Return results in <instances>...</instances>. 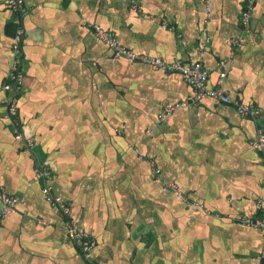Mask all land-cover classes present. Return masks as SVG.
<instances>
[{"label": "crops", "instance_id": "1", "mask_svg": "<svg viewBox=\"0 0 264 264\" xmlns=\"http://www.w3.org/2000/svg\"><path fill=\"white\" fill-rule=\"evenodd\" d=\"M245 1L211 0L204 64L210 87L264 108V0H256L246 31ZM25 3L19 116L33 150L6 117L15 26L0 0V188L26 200L2 222L0 264H264V231L240 221L258 215L264 196V164L251 144L257 123L210 97L160 120L166 104L190 98L193 88L178 71L115 58L92 26L138 53L190 62L198 58L204 0H139L138 14L130 0ZM38 162L51 167L53 191L96 238L90 259L45 200ZM162 181L179 184L189 201Z\"/></svg>", "mask_w": 264, "mask_h": 264}, {"label": "built area", "instance_id": "2", "mask_svg": "<svg viewBox=\"0 0 264 264\" xmlns=\"http://www.w3.org/2000/svg\"><path fill=\"white\" fill-rule=\"evenodd\" d=\"M3 2L13 13V23L15 26L12 42L11 66L3 82L6 117L14 124L15 137L22 140L27 149L33 150L36 145L35 137L29 133L24 125H22L19 116L20 99L24 91L25 79L24 46L27 36L25 18L29 13V8L27 7L25 0H3ZM204 4L206 15L201 30L198 58L190 62H184L182 60L167 62L162 58L138 53L123 45L113 32L104 28V26L97 23L92 24V26L96 37L108 45L115 58L141 61L158 70L178 71L193 88V95L190 98L166 104L160 114V120L166 119L178 108L195 105L207 97L223 103H232L240 114L252 118L257 123V134L251 144L254 149L260 152L264 164V108L254 103H246L238 99H233L220 85L215 87L209 86L210 71L204 64V59L211 47V36L209 33L212 10L211 0H204ZM255 4L256 0L245 1V6L240 15V24L244 31L248 30L251 26L252 11ZM130 11L137 14L142 13V9L139 6V0H130ZM150 18L154 19V16H150ZM162 26L164 28L174 29V26H169V23L166 20L162 21ZM232 44L234 48L242 47L243 37H234L232 39ZM228 61L229 59L222 60L220 66L225 67L228 64ZM226 74L227 72L224 69L221 72V78L223 79ZM160 173L161 169L155 166V174L158 176ZM52 177L53 172L51 167L48 164L38 162L35 168V178L44 181L42 192L45 200L50 205L60 210L64 218V227L67 237L78 246L86 259H90L92 251L97 244V240L73 216L71 203L63 196L53 191L51 184ZM162 185L165 189L173 190L183 196L185 200L189 201L183 193L180 185L176 182L162 181ZM25 202L26 200L24 196L11 194L4 187L0 188V229L5 216L16 212L18 206ZM193 204L201 206L198 202H193ZM257 209L259 213L256 217L242 216L240 221L248 226L257 227L264 231V196L257 199ZM260 258H264V253L260 255Z\"/></svg>", "mask_w": 264, "mask_h": 264}]
</instances>
